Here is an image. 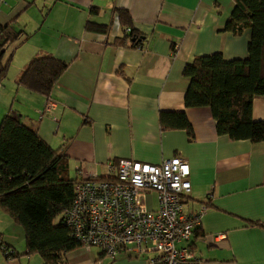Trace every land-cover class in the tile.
Returning a JSON list of instances; mask_svg holds the SVG:
<instances>
[{"label": "crops", "instance_id": "obj_1", "mask_svg": "<svg viewBox=\"0 0 264 264\" xmlns=\"http://www.w3.org/2000/svg\"><path fill=\"white\" fill-rule=\"evenodd\" d=\"M234 3L0 0V26L28 34L7 49L12 59L9 80L0 82V120L8 113L35 129L65 154L71 177H111L107 162L119 158L146 163L185 158L191 188L184 210L206 206L188 242L194 264H264V144L218 134L208 106L184 101L189 81L183 68L195 56L248 55L250 30H223ZM117 9L129 12L141 33L138 44L117 42L129 32L119 25ZM88 21L105 29H87ZM43 52L69 63L49 95L15 82L29 59ZM47 99L55 103V120L39 113ZM161 112H182L192 135L184 128L162 129ZM252 117L264 121V95L253 97ZM5 215L0 211L7 224ZM4 242L15 254L9 260L0 254V264H43L40 256H25L24 242L19 250L14 240ZM145 258L129 251L109 258L83 246L66 254L68 264H145Z\"/></svg>", "mask_w": 264, "mask_h": 264}, {"label": "trees", "instance_id": "obj_2", "mask_svg": "<svg viewBox=\"0 0 264 264\" xmlns=\"http://www.w3.org/2000/svg\"><path fill=\"white\" fill-rule=\"evenodd\" d=\"M116 12L119 25L130 28L117 42L138 44L141 33L132 27L129 12ZM86 28L105 29L90 21ZM245 29L250 30L246 57L225 59L214 52L195 56L185 64L183 75L189 85L184 101L189 107L208 106L218 134L264 144V121L252 117L253 97L264 95V0H235L223 30L239 34ZM23 37L28 34L21 29L10 24L0 26V82L7 76L12 59L7 49ZM68 66L52 53H38L29 59L15 82L31 92L49 95ZM159 120L162 129L184 128L192 135L182 112H161ZM83 179L69 175L65 154L52 149L31 126L8 113L1 118L0 208L22 226L26 255H40L43 264H68L66 254L81 244L63 214L75 195L74 185ZM0 244H4L1 237Z\"/></svg>", "mask_w": 264, "mask_h": 264}, {"label": "built area", "instance_id": "obj_3", "mask_svg": "<svg viewBox=\"0 0 264 264\" xmlns=\"http://www.w3.org/2000/svg\"><path fill=\"white\" fill-rule=\"evenodd\" d=\"M54 109V101L47 99L39 113L55 120ZM107 167L111 177L90 176L74 185L75 195L63 214L81 246L96 247L109 258L121 251L147 255L145 264L198 261L188 242L206 206L184 210L191 188L187 160L174 156L146 163L119 158L109 160ZM0 248L4 256H12L13 249L4 244Z\"/></svg>", "mask_w": 264, "mask_h": 264}, {"label": "rangeland", "instance_id": "obj_4", "mask_svg": "<svg viewBox=\"0 0 264 264\" xmlns=\"http://www.w3.org/2000/svg\"><path fill=\"white\" fill-rule=\"evenodd\" d=\"M8 71H10L8 69ZM12 72H13V69H12ZM6 80H9V72H7V76H6ZM17 103L14 104V107H16ZM14 109V108H13ZM0 111H1V104H0ZM0 211L4 212L1 208H0ZM6 214V213H5ZM5 216H7L9 218L10 221H8L9 223L7 224H4V223H1V219H3L1 216H0V223L3 224L4 226L0 229V237L2 240L6 241L8 238L14 240V242L16 244L15 247H22L24 246V243H25V240H24V231H23V228L21 225L19 224H16L10 217L8 214H6ZM6 217V218H7ZM8 220V219H7ZM7 227V228H6ZM3 241V243L5 244V242ZM24 242V243H23ZM19 250V248H18ZM0 254L2 256V258H4L5 260H9L10 257H5L4 254L2 253V250L0 248ZM25 255V254H24ZM150 255H153V253H150ZM25 256H30V255H25ZM38 254H35V258H39ZM23 257V255H22Z\"/></svg>", "mask_w": 264, "mask_h": 264}]
</instances>
